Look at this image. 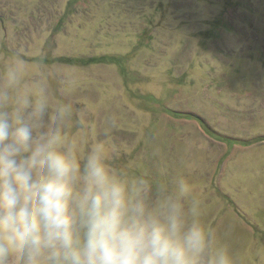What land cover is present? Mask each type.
<instances>
[{"label": "rangeland", "instance_id": "obj_1", "mask_svg": "<svg viewBox=\"0 0 264 264\" xmlns=\"http://www.w3.org/2000/svg\"><path fill=\"white\" fill-rule=\"evenodd\" d=\"M0 17L4 110L41 98L35 135L103 144L150 206L186 182L213 249L264 264V0H0Z\"/></svg>", "mask_w": 264, "mask_h": 264}, {"label": "clouds", "instance_id": "obj_2", "mask_svg": "<svg viewBox=\"0 0 264 264\" xmlns=\"http://www.w3.org/2000/svg\"><path fill=\"white\" fill-rule=\"evenodd\" d=\"M21 71L8 70L9 88ZM8 99L0 92V264H232L195 207L185 212L186 182L150 206L147 181L111 168L103 144L85 154L59 129L35 135L43 100L6 111Z\"/></svg>", "mask_w": 264, "mask_h": 264}, {"label": "trees", "instance_id": "obj_3", "mask_svg": "<svg viewBox=\"0 0 264 264\" xmlns=\"http://www.w3.org/2000/svg\"><path fill=\"white\" fill-rule=\"evenodd\" d=\"M219 25V24H218ZM65 61H66V59H65ZM74 61V60H73ZM71 59H67V61L66 62H73ZM102 61H106V59L105 58H101V59H92V60H89V61H87V62H92V63H98V62H102ZM74 62H80V61H77V60H75ZM81 63H84L83 61L81 62Z\"/></svg>", "mask_w": 264, "mask_h": 264}, {"label": "water", "instance_id": "obj_4", "mask_svg": "<svg viewBox=\"0 0 264 264\" xmlns=\"http://www.w3.org/2000/svg\"><path fill=\"white\" fill-rule=\"evenodd\" d=\"M0 21L3 22V19L0 17Z\"/></svg>", "mask_w": 264, "mask_h": 264}]
</instances>
